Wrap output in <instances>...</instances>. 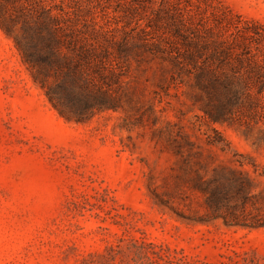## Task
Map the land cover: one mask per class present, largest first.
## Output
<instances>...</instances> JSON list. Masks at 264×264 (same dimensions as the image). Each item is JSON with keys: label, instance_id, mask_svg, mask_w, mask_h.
I'll return each instance as SVG.
<instances>
[{"label": "rangeland", "instance_id": "1", "mask_svg": "<svg viewBox=\"0 0 264 264\" xmlns=\"http://www.w3.org/2000/svg\"><path fill=\"white\" fill-rule=\"evenodd\" d=\"M90 1L97 14L116 3ZM216 1L264 24V0ZM88 3L0 0L13 27L0 26V264H264V145L244 126L205 117L191 77L146 47L117 65L105 55L113 71L95 66L90 83L70 75L63 55L47 70L25 62L14 36L24 50L44 43L42 6L65 19L62 8L78 7L67 23L95 39ZM81 89L105 92L113 108L74 120ZM223 177L219 206L209 201V180ZM226 211L261 226H228Z\"/></svg>", "mask_w": 264, "mask_h": 264}, {"label": "trees", "instance_id": "2", "mask_svg": "<svg viewBox=\"0 0 264 264\" xmlns=\"http://www.w3.org/2000/svg\"><path fill=\"white\" fill-rule=\"evenodd\" d=\"M214 1L115 0L111 12L102 8L97 14L89 0L86 9L90 20L88 34L95 39L75 34L80 30L67 23L66 19L80 11L77 6L71 12L61 9L66 19L42 6L41 14L45 21H40L37 33L44 43L39 45L30 40L27 43L29 50H24L18 37L15 35L14 38L25 62L32 69L41 66L47 70L63 55L70 75L86 83L91 82L93 75L89 70L95 66L113 71V63L107 62L105 55L112 56L117 65L131 51L146 47L153 55L169 60L179 73L184 72L192 78L190 86L198 90V96L203 100L200 108L205 117L212 122L244 126L246 138H251L258 147L264 145V24ZM3 7L0 5V26L7 34H12L13 27L7 25ZM96 16L103 21L98 24L100 29L96 28ZM118 28L122 29L120 39L113 35ZM98 33H102L108 44L96 39ZM39 82L44 88V79ZM85 90L81 89L79 94L83 99L82 111L74 113V120L84 121L89 118V112L113 108L112 103L104 101L105 92H101L100 97ZM45 94L62 116L70 117L62 107L63 95L50 87L45 89ZM256 127L258 132L254 135ZM214 181L216 184L209 191V201L223 206L221 198L227 197L221 194L220 187L228 179L223 177L220 182L216 178L209 180ZM202 190L206 192V187ZM220 216L228 226H261L257 221L247 222L246 218H239L230 211Z\"/></svg>", "mask_w": 264, "mask_h": 264}]
</instances>
